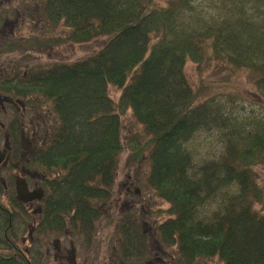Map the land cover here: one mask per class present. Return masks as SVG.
<instances>
[{"label": "trees", "instance_id": "16d2710c", "mask_svg": "<svg viewBox=\"0 0 264 264\" xmlns=\"http://www.w3.org/2000/svg\"><path fill=\"white\" fill-rule=\"evenodd\" d=\"M38 10L54 26L62 23L65 42H104L82 60L34 67L22 84L53 122L41 134L40 163L57 179L39 233L61 227L72 211L71 221L88 227L98 218L93 207L107 198L123 151L120 114L130 112L142 130L131 125L124 137L127 163L140 166L146 157L150 186L170 203L160 239L178 244L184 264L216 254L223 264H264V207L256 210L264 185L254 168L264 164V0H39ZM213 60L256 73L258 107L197 103L184 66ZM109 86L120 91L117 103ZM201 133L222 145L217 159L193 149ZM0 216L14 235L15 224L9 229ZM138 219L123 264L147 259ZM19 256H2L0 264H27Z\"/></svg>", "mask_w": 264, "mask_h": 264}, {"label": "rangeland", "instance_id": "374dc122", "mask_svg": "<svg viewBox=\"0 0 264 264\" xmlns=\"http://www.w3.org/2000/svg\"><path fill=\"white\" fill-rule=\"evenodd\" d=\"M7 1L9 2V0ZM11 1L14 2V5H11V3L2 5V10L6 12L7 19H9L8 33L17 35L16 38L9 39L8 43H12L11 48L23 49V51H6V54L0 58L6 64L7 70H21L23 68L24 71H28L34 64L46 66L52 64L53 62L71 63L96 53L104 43L101 40L84 44L65 43L54 46L52 49L43 48L42 50H38L33 46L35 41H31V39L36 37L39 41H46L50 43L57 40V36L61 35V32L54 30L47 31L46 28L40 24V22L38 23L37 29H34L33 25L36 24L37 21L31 22L28 18L23 19L24 9L22 5H20V0ZM28 1H31V3L34 5L39 0ZM167 2L168 0H156V4L159 6L165 5ZM31 9L32 6L29 7V10ZM28 13L30 14V11ZM18 60L21 64H17ZM184 71L186 78L193 89H197V86L202 84L199 91L202 96L200 101L213 98L214 96L224 97L227 94H234L237 97H242L244 100L258 101L259 99L257 94L258 90L254 88V81L252 79L253 74L245 70H236L228 65L209 61L203 65L188 62L184 68ZM108 94L113 102H118L120 91L117 88L109 86ZM12 112L13 113L10 112L9 115L4 118H8V125L11 122L10 116H13L15 119H17V123H19V125L21 123L23 124L24 130H29L30 118L33 112L28 109V111L23 116L20 115L19 111L16 112V110H12ZM121 119L124 126L122 130L123 141L124 136L128 132H131V125L133 127H137V129L134 130H137L141 133L142 129L134 122L130 112L125 115H121ZM204 138L205 135L196 143L195 148L197 152L210 160L217 159L219 157L220 147L216 145L213 137L207 136L205 139L207 141L209 140L207 143L204 141ZM2 142L3 136L0 137V148L2 147ZM126 158L127 152L124 151L119 159L118 174L115 179L114 186L112 187V199L110 202L107 201L108 207L107 205H102L101 213L103 215L97 222L94 221L96 223V232H94L92 235L91 241L89 242V247H87L88 245L85 243V241H83L82 236L81 241H83V244H85V248L83 250L81 249L82 247L79 246L76 261L79 260L80 262V260H82L86 263L88 261L90 264H107L108 259L105 258H107L109 255L107 254V251L110 250V248H107L108 246L115 247L114 241L117 242V238H119L120 241L122 239H126L123 243V246H129L131 243V238H124L125 235L120 234V231L122 229V225L130 223L128 222V218L129 214L131 215V205L133 203L141 206V209L146 215L145 220L142 222V226L143 232L147 233L148 235L154 234L156 225L160 222H163L166 218L168 204L156 197H151L149 190H144L143 196H140L137 200L134 198L131 199V197L127 195L128 192L125 191V189L131 192L136 189V187L134 185V187L128 188L126 177L130 174V169L126 168ZM254 168L256 170L257 177L259 178V183L263 185L264 164L258 166L255 165ZM146 170H148V165L144 162L142 163L141 171L146 172ZM47 179L49 180V178ZM0 201L3 205H7L5 199L0 197ZM260 207L263 208L264 205H257L256 210L260 209ZM42 212L43 211H40L36 214L40 215ZM21 214L28 218V211H25ZM38 220L39 217L36 219V222ZM0 223H3V221L1 222L0 220ZM117 225H119V234H116ZM3 232L4 227L3 224H1L0 245L3 242ZM45 235L46 232H43L38 237H36L32 243H30L28 240L24 241L22 245L18 243V248L26 249L27 253L30 254V257H32L30 259L31 264H53V256L50 257V252L46 253L48 242L44 241V238H42V236L44 237ZM152 239L153 238L151 237L147 242L151 250L155 248ZM69 241L74 242L77 240L76 238L72 237ZM4 248L6 249V252H11L10 249H7L6 247ZM159 248L162 249V247ZM0 251L1 254L6 253L3 251V248H1ZM206 264H220V262L218 258L215 257L214 259L208 260Z\"/></svg>", "mask_w": 264, "mask_h": 264}, {"label": "flooded vegetation", "instance_id": "af4514ba", "mask_svg": "<svg viewBox=\"0 0 264 264\" xmlns=\"http://www.w3.org/2000/svg\"><path fill=\"white\" fill-rule=\"evenodd\" d=\"M6 2L7 0H0V58L6 54V51L8 52V40L15 35L8 33L9 19L6 12L2 10V4ZM22 81L23 74L19 70H11L8 75L6 64L0 59V137L3 136L0 148V197L6 200V209H3L8 216L11 215L15 206L24 207L28 214L32 215L33 224H27V236L31 237L38 218L36 213L40 212L41 186L37 146L39 137L35 132H32L30 136L29 131L25 135L22 123L19 133L16 131L15 134L9 135L8 118L4 119L12 110H22V114L26 111L25 102L23 103L18 96L22 94L20 90ZM8 82L17 85L19 89L8 90ZM10 118L12 123L15 119L12 116ZM17 213L20 215L19 209ZM20 240L24 242L25 238L21 237Z\"/></svg>", "mask_w": 264, "mask_h": 264}]
</instances>
